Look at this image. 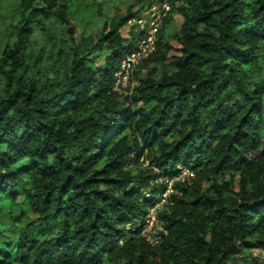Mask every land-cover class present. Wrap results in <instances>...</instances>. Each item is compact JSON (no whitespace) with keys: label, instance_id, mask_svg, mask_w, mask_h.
Returning <instances> with one entry per match:
<instances>
[{"label":"trees","instance_id":"trees-1","mask_svg":"<svg viewBox=\"0 0 264 264\" xmlns=\"http://www.w3.org/2000/svg\"><path fill=\"white\" fill-rule=\"evenodd\" d=\"M165 3L155 52L114 91L144 37L123 29ZM182 168L152 246L145 220ZM255 249L264 0H0V264H264Z\"/></svg>","mask_w":264,"mask_h":264},{"label":"built area","instance_id":"built-area-1","mask_svg":"<svg viewBox=\"0 0 264 264\" xmlns=\"http://www.w3.org/2000/svg\"><path fill=\"white\" fill-rule=\"evenodd\" d=\"M170 6L165 3L163 6L152 8V18L147 23L140 22V30L144 32V37L140 39L134 51L122 60L119 70L115 74V85L121 86L116 92L123 93L129 87L134 71L146 59L155 52V45L158 33L166 18ZM194 177V173L189 169H181V173L175 179H166L168 190L163 194L160 201L153 206L145 220L142 237L152 246L161 244L162 236L167 235L165 222L161 215L171 205L170 196L175 193L174 183L184 182Z\"/></svg>","mask_w":264,"mask_h":264},{"label":"rangeland","instance_id":"rangeland-1","mask_svg":"<svg viewBox=\"0 0 264 264\" xmlns=\"http://www.w3.org/2000/svg\"><path fill=\"white\" fill-rule=\"evenodd\" d=\"M120 7H122V12H125L126 11V7L124 5H120ZM156 7V6H155ZM116 8H117V5L116 4H113V3H108V4H104L103 8H102V11H103V20L101 22V24L103 23V21L105 19H109L111 18L115 12H116ZM154 8V7H153ZM152 16V9H148V10H145L144 12H142L140 14V16L132 21L127 27H125L122 31V34L125 38H129L130 37V32L132 30V28L135 27V29H140V22L142 23H147L150 18ZM174 22L171 23V25L168 26L167 28V36L171 39V37L178 31V28H179V25L182 23L183 19L182 17L176 12L174 13ZM80 32V30H79ZM95 64L97 66H103L104 65V59L103 58H97V60H95ZM134 80H132V85H134ZM121 88V86H117V85H114V89L115 90H119ZM6 207L8 208L9 207V204L6 203ZM8 230V229H7ZM253 253L257 256V255H260L262 254L263 257H264V251H261L259 249H255L253 251Z\"/></svg>","mask_w":264,"mask_h":264}]
</instances>
